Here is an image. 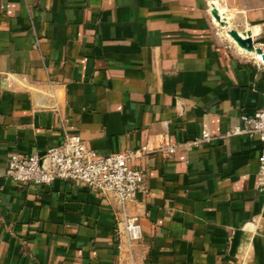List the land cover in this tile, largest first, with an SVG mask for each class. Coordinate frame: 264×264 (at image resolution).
<instances>
[{"label": "crops", "instance_id": "0c3cea01", "mask_svg": "<svg viewBox=\"0 0 264 264\" xmlns=\"http://www.w3.org/2000/svg\"><path fill=\"white\" fill-rule=\"evenodd\" d=\"M212 3L264 51V0H0V264H264L261 141L190 143L264 107V62ZM66 134L101 154L143 151L132 162L147 190L125 204L139 240L118 247L112 192L5 176L12 153Z\"/></svg>", "mask_w": 264, "mask_h": 264}, {"label": "built area", "instance_id": "2783aa9c", "mask_svg": "<svg viewBox=\"0 0 264 264\" xmlns=\"http://www.w3.org/2000/svg\"><path fill=\"white\" fill-rule=\"evenodd\" d=\"M167 122H163L166 126ZM248 135L262 143L257 175L258 189L264 190V107L252 114H242L240 123L219 136L213 135L203 124L201 136L191 144L212 142L232 135ZM182 144L170 143L169 153H175ZM142 150H124L117 153L101 154L88 146L78 134H66L64 140L47 148L43 153H12L5 172L7 178L18 183L50 185L56 179L86 183L102 192H112L123 207L124 230L118 234V247L122 248V235L127 236L128 244L142 236L139 218L127 214L125 204L134 200L139 192L147 190L146 174L133 165V160L142 155Z\"/></svg>", "mask_w": 264, "mask_h": 264}, {"label": "water", "instance_id": "95a60500", "mask_svg": "<svg viewBox=\"0 0 264 264\" xmlns=\"http://www.w3.org/2000/svg\"><path fill=\"white\" fill-rule=\"evenodd\" d=\"M210 12L214 19L223 27H227V33L233 41L246 52L255 53L264 62V51L262 44H255L252 31H239L231 27V20L227 17L224 11H221L216 4H211Z\"/></svg>", "mask_w": 264, "mask_h": 264}, {"label": "bare ground", "instance_id": "6f19581e", "mask_svg": "<svg viewBox=\"0 0 264 264\" xmlns=\"http://www.w3.org/2000/svg\"><path fill=\"white\" fill-rule=\"evenodd\" d=\"M227 35L229 36V34L227 33ZM230 37V36H229ZM231 38V37H230ZM232 39V38H231ZM233 40V39H232ZM242 49V48H241ZM242 50H244V49H242ZM245 51V50H244Z\"/></svg>", "mask_w": 264, "mask_h": 264}]
</instances>
